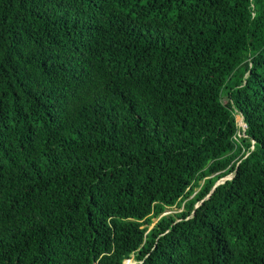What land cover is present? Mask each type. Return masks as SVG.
I'll return each instance as SVG.
<instances>
[{
  "label": "trees",
  "instance_id": "trees-1",
  "mask_svg": "<svg viewBox=\"0 0 264 264\" xmlns=\"http://www.w3.org/2000/svg\"><path fill=\"white\" fill-rule=\"evenodd\" d=\"M127 259L264 264V0H0V264Z\"/></svg>",
  "mask_w": 264,
  "mask_h": 264
},
{
  "label": "rangeland",
  "instance_id": "rangeland-1",
  "mask_svg": "<svg viewBox=\"0 0 264 264\" xmlns=\"http://www.w3.org/2000/svg\"><path fill=\"white\" fill-rule=\"evenodd\" d=\"M241 119V118H240ZM240 119H239V121H240ZM229 176H227L226 178H228ZM221 181V180H220ZM180 208H176V207H172V208H166L165 210H164V214H171V213H173V212H177V210H179ZM127 261V263L126 264H131L132 263V260L131 259H127L126 260Z\"/></svg>",
  "mask_w": 264,
  "mask_h": 264
},
{
  "label": "built area",
  "instance_id": "built-area-1",
  "mask_svg": "<svg viewBox=\"0 0 264 264\" xmlns=\"http://www.w3.org/2000/svg\"><path fill=\"white\" fill-rule=\"evenodd\" d=\"M235 121H236V126L240 129V131L237 132V135H243V130H244V123L242 121V117L240 119V121L238 122L236 117H235Z\"/></svg>",
  "mask_w": 264,
  "mask_h": 264
},
{
  "label": "water",
  "instance_id": "water-1",
  "mask_svg": "<svg viewBox=\"0 0 264 264\" xmlns=\"http://www.w3.org/2000/svg\"><path fill=\"white\" fill-rule=\"evenodd\" d=\"M228 178H230V177H228ZM224 179H227V178H226V177H224L222 180H224ZM215 185H216V184H215ZM215 185H214V186H215ZM214 186H213V187H214ZM213 187L211 188V190L213 189ZM211 190H210V191H211ZM122 264H123V263H122Z\"/></svg>",
  "mask_w": 264,
  "mask_h": 264
}]
</instances>
